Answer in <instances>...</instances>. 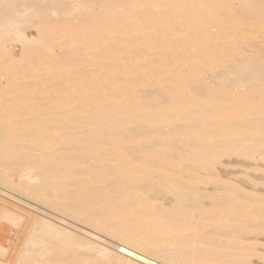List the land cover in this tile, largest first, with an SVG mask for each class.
Wrapping results in <instances>:
<instances>
[{
  "label": "bare ground",
  "instance_id": "bare-ground-1",
  "mask_svg": "<svg viewBox=\"0 0 264 264\" xmlns=\"http://www.w3.org/2000/svg\"><path fill=\"white\" fill-rule=\"evenodd\" d=\"M234 157L264 167V0H0V193L68 226L14 264H264Z\"/></svg>",
  "mask_w": 264,
  "mask_h": 264
},
{
  "label": "rangeland",
  "instance_id": "rangeland-1",
  "mask_svg": "<svg viewBox=\"0 0 264 264\" xmlns=\"http://www.w3.org/2000/svg\"><path fill=\"white\" fill-rule=\"evenodd\" d=\"M28 35L30 37H35L36 30L30 27L28 30ZM22 46L23 45H20L19 43L14 47L13 51L16 56L21 54V51L23 50ZM255 87H256V82L247 83L248 90H254ZM241 159L244 158L235 159L234 157L231 159L226 158L222 160V164L218 170L223 175V178L225 177L223 180H225V182L232 183L235 186H239L243 189L245 188L247 191H251L250 193H253L252 191H254V194L257 192L258 194H260V196H264V167H258L259 169L255 167V165L256 166L260 165L259 162L261 161L258 160L259 161L258 162L257 160H250V159H248L249 160L248 161L246 159L247 161L245 162L244 161L245 159L244 160ZM254 188L255 190H253ZM17 197H18L17 199H12L8 197H4L0 193V202L6 203V205H8L9 207L14 208L13 210L14 212H16L15 213L16 216L19 217L22 216V219L19 222H14V223L11 222V220L7 221L0 218V264H14L17 261L21 249L23 248L24 244L26 243L29 237V234L32 232L34 228L33 226L35 224L34 222L36 221L38 222L39 220L43 221L46 219V222L49 221V223H53L54 225H58L63 228H68L67 225H65L59 220L60 219L59 216L61 215L60 214L59 216L55 215L57 212L54 211L53 209L49 210L48 206H46L47 208H45V206L42 207V205H40L35 201L33 202V200L27 198L26 196L25 197L23 196L24 198L22 196H17ZM26 199L29 200L26 201ZM29 201L32 203H30ZM33 204H35L34 206L36 205L37 206L34 207ZM38 206L39 207L41 206L40 208H43L44 210L37 208ZM0 209H2V207ZM52 210L54 212H52ZM18 211H21V213H19ZM24 213L25 215H23ZM69 229H71L74 232H80L72 227H69ZM261 243L264 244V240L261 241Z\"/></svg>",
  "mask_w": 264,
  "mask_h": 264
}]
</instances>
